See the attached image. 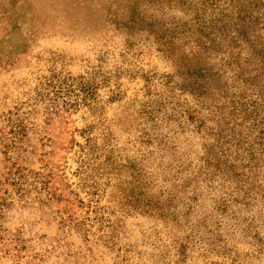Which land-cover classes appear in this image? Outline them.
<instances>
[{
	"label": "rangeland",
	"instance_id": "rangeland-1",
	"mask_svg": "<svg viewBox=\"0 0 264 264\" xmlns=\"http://www.w3.org/2000/svg\"><path fill=\"white\" fill-rule=\"evenodd\" d=\"M0 264H264V0H0Z\"/></svg>",
	"mask_w": 264,
	"mask_h": 264
}]
</instances>
